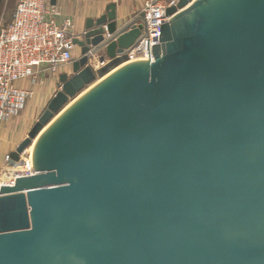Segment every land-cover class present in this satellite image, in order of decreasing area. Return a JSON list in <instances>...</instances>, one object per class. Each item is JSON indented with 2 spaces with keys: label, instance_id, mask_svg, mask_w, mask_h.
Instances as JSON below:
<instances>
[{
  "label": "water",
  "instance_id": "water-1",
  "mask_svg": "<svg viewBox=\"0 0 264 264\" xmlns=\"http://www.w3.org/2000/svg\"><path fill=\"white\" fill-rule=\"evenodd\" d=\"M165 16L152 59L45 129L129 62L144 16L119 26L111 3L73 40L72 75L9 154L22 167L35 141L34 173L0 188V264H264V0Z\"/></svg>",
  "mask_w": 264,
  "mask_h": 264
},
{
  "label": "built area",
  "instance_id": "built-area-1",
  "mask_svg": "<svg viewBox=\"0 0 264 264\" xmlns=\"http://www.w3.org/2000/svg\"><path fill=\"white\" fill-rule=\"evenodd\" d=\"M176 3L177 0H142L139 15L144 16V31L126 51L129 61L152 59L151 50L159 43L161 28L168 21L165 11ZM102 28L104 37L110 39L106 26ZM78 36L73 20L50 0H15L10 23L0 29V132L4 123L24 110L33 96L31 88L46 79H58L61 70L76 59L73 40ZM19 82H27V87L17 86ZM29 174L17 172L10 182L3 178L0 188L10 185L17 176Z\"/></svg>",
  "mask_w": 264,
  "mask_h": 264
},
{
  "label": "crops",
  "instance_id": "crops-1",
  "mask_svg": "<svg viewBox=\"0 0 264 264\" xmlns=\"http://www.w3.org/2000/svg\"><path fill=\"white\" fill-rule=\"evenodd\" d=\"M50 3L58 8L64 16L73 20L75 31L80 34L83 32L88 19H96L101 16L106 6L113 2L112 0H50ZM114 4H116L117 25L119 26L138 17L142 8V0H118ZM75 54L78 58L79 50L77 48ZM70 68L71 64L62 69L59 75L63 73L72 75ZM47 81L46 79L43 84L31 88L33 96L29 99L24 110L4 123L1 128L0 181L5 178L6 182H10L14 174L17 173V170L8 171L5 158L27 137L31 128L37 122L39 114L43 113L46 104L53 96L51 94L53 86ZM16 85L26 88L27 82H19ZM28 106H30L29 114H25Z\"/></svg>",
  "mask_w": 264,
  "mask_h": 264
},
{
  "label": "rangeland",
  "instance_id": "rangeland-1",
  "mask_svg": "<svg viewBox=\"0 0 264 264\" xmlns=\"http://www.w3.org/2000/svg\"><path fill=\"white\" fill-rule=\"evenodd\" d=\"M14 6H15V0H0V29L3 28V27H6V26L10 23V21H11V17H12V13H13V10H14ZM140 59H141V58H140ZM136 60H139V59L131 60V61H129L128 63H131V62L136 61ZM98 81H99V80H97L95 83L91 84V85H90L88 88H86L82 93L87 92L88 90H90L91 87L93 88L94 86H96L97 83H98ZM47 82H50V83L52 84V86H53L52 91H51V94H53V96L55 95V93H57L58 91L61 90V85H60L58 79H56V78H55V79H48ZM47 84H48V83H47ZM24 85L26 86V84H24ZM92 88H91V89H92ZM29 89H30V87H29ZM82 93H81V94H82ZM81 94H80V95H81ZM85 94H87V93H85ZM85 94H84V95H85ZM84 95H81V96H84ZM53 96H51V98H52ZM51 98L49 99L48 103L50 102ZM78 98H79V97H78ZM76 99H77V98H76ZM76 99H75V100H76ZM72 102H74V100H71L68 104H70V103H72ZM48 103L46 104L45 109H46ZM68 104H67V105H68ZM65 107H66V106H65ZM45 109H44V110H45ZM63 109H64V108H63ZM29 110H30V106H28L27 111H26L25 114H29ZM61 112H62V111H61ZM41 114H42V112H41ZM41 114H39L38 118L40 117ZM38 118H37V120H38ZM50 124H51V123L49 122V124H48L47 126H49ZM27 150H28V151H26V152L24 153V155H22V157H21L22 160L26 162V165L23 166V167H20V168L15 169V170H18L17 172H19V173L29 172L28 161H29V163H30V159H29L30 148L27 149ZM25 159H26V160H25ZM9 170H10V169H8V171H9ZM4 180H5V179H4Z\"/></svg>",
  "mask_w": 264,
  "mask_h": 264
},
{
  "label": "bare ground",
  "instance_id": "bare-ground-1",
  "mask_svg": "<svg viewBox=\"0 0 264 264\" xmlns=\"http://www.w3.org/2000/svg\"><path fill=\"white\" fill-rule=\"evenodd\" d=\"M140 59V58H139ZM126 64H128V62L127 63H124V64H122L121 66H119L118 68H116L115 70H113L111 73H109L108 75H106L105 77H103V79H100L99 81H98V83L99 82H101L102 80H104L105 78H107L108 76H110V75H112V74H114L116 71H118L120 68H122L123 66H125ZM97 83V84H98ZM92 88V87H91ZM91 88H90V90H91ZM89 91V90H88ZM87 91V92H88ZM87 92H84V93H82L81 95H84L85 93H87ZM81 95H79L78 97H77V99L76 100H74V102H72V103H70V104H68L63 110H62V112H60L50 123L52 124L62 113H64L69 107H71L75 102H77L82 96ZM48 126H46L45 127V129L47 128ZM44 129V130H45ZM43 132V131H42ZM41 132V133H42ZM40 133V134H41ZM40 136V135H39ZM34 144H35V141H34V143L31 145V147H30V152H29V159H30V163H29V161H28V168H29V172L31 173V174H29V175H32L33 173H34V168H33V162H32V152H33V146H34ZM28 151V150H27ZM22 157V156H21ZM25 162V161H24ZM25 165H26V162H25ZM24 165V166H25ZM23 167V166H22ZM20 168V167H19ZM28 175V176H29ZM16 178V177H15Z\"/></svg>",
  "mask_w": 264,
  "mask_h": 264
}]
</instances>
